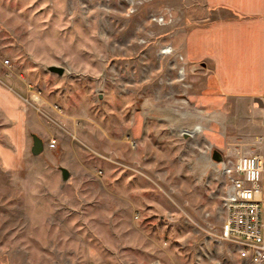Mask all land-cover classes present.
<instances>
[{
  "label": "rangeland",
  "instance_id": "rangeland-1",
  "mask_svg": "<svg viewBox=\"0 0 264 264\" xmlns=\"http://www.w3.org/2000/svg\"><path fill=\"white\" fill-rule=\"evenodd\" d=\"M206 12L0 0V85L21 83L26 119L9 131L0 109V264H248L219 237L229 181L211 155L243 142L264 156V101L249 121L243 100L198 97L180 44Z\"/></svg>",
  "mask_w": 264,
  "mask_h": 264
},
{
  "label": "crops",
  "instance_id": "crops-1",
  "mask_svg": "<svg viewBox=\"0 0 264 264\" xmlns=\"http://www.w3.org/2000/svg\"><path fill=\"white\" fill-rule=\"evenodd\" d=\"M208 21L185 33L180 50L185 61L199 64L202 100L245 101L248 120L264 101V0H204ZM0 85V109L10 119L9 131L25 129L21 83ZM11 84V83H10ZM37 98V96H35ZM235 106V104H232ZM223 117L216 112V122ZM219 129V128H218ZM257 152L254 145L244 144ZM232 145H235V144Z\"/></svg>",
  "mask_w": 264,
  "mask_h": 264
},
{
  "label": "built area",
  "instance_id": "built-area-1",
  "mask_svg": "<svg viewBox=\"0 0 264 264\" xmlns=\"http://www.w3.org/2000/svg\"><path fill=\"white\" fill-rule=\"evenodd\" d=\"M218 163L229 181L219 237L248 264H264V156L235 144L226 146Z\"/></svg>",
  "mask_w": 264,
  "mask_h": 264
},
{
  "label": "water",
  "instance_id": "water-1",
  "mask_svg": "<svg viewBox=\"0 0 264 264\" xmlns=\"http://www.w3.org/2000/svg\"><path fill=\"white\" fill-rule=\"evenodd\" d=\"M47 69L51 72L57 73L58 75H61L64 72L63 67L56 66V65H49ZM31 138H32V145H31L30 151L33 155H37L43 150V141L36 134H32ZM211 156H212V159L215 161L221 160V153L217 150H214ZM60 171H61L62 179H66L69 175L67 169L64 167H60Z\"/></svg>",
  "mask_w": 264,
  "mask_h": 264
},
{
  "label": "bare ground",
  "instance_id": "bare-ground-1",
  "mask_svg": "<svg viewBox=\"0 0 264 264\" xmlns=\"http://www.w3.org/2000/svg\"><path fill=\"white\" fill-rule=\"evenodd\" d=\"M36 96V95H35Z\"/></svg>",
  "mask_w": 264,
  "mask_h": 264
}]
</instances>
